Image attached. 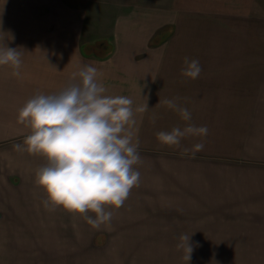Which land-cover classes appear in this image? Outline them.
Wrapping results in <instances>:
<instances>
[{
	"label": "crops",
	"instance_id": "1",
	"mask_svg": "<svg viewBox=\"0 0 264 264\" xmlns=\"http://www.w3.org/2000/svg\"><path fill=\"white\" fill-rule=\"evenodd\" d=\"M232 1L240 6L237 16L264 25V0ZM69 2L77 5L78 0ZM211 2L222 7L228 1L177 0L176 10L188 19L195 11L193 16L204 21ZM166 7L167 19L175 9ZM69 10L65 0H0V47L23 48L19 75L13 66H0V219L5 220L0 225L10 235L13 226L68 232L38 240L98 242L164 241L156 236L170 234L167 227L171 226L182 233L191 224L229 227L260 233L264 258V56H216L215 48L206 42L167 41L173 25H165L149 41L135 40L140 31H127L124 23L119 24L122 40L79 41L76 11ZM165 31L167 37L154 41ZM186 57L199 60L196 78L181 71ZM84 64L102 70L109 94L132 99L141 156L134 165L141 173L139 184L113 211L111 221L99 228L63 207L45 206L47 194L35 183V172L46 158L15 147L29 132L17 120L19 109L37 93H58ZM166 99L187 107L191 120H183L164 103ZM188 123L206 125L208 132L186 135L179 146L158 140L159 130ZM197 143H203V148L195 149ZM191 218L198 221L191 223ZM84 225L91 227L87 233L76 229ZM134 227L146 228L149 233L139 230L140 234L150 236L121 237ZM20 232L28 236L23 240L34 239L30 230ZM174 235L169 239L181 242V235Z\"/></svg>",
	"mask_w": 264,
	"mask_h": 264
},
{
	"label": "clouds",
	"instance_id": "2",
	"mask_svg": "<svg viewBox=\"0 0 264 264\" xmlns=\"http://www.w3.org/2000/svg\"><path fill=\"white\" fill-rule=\"evenodd\" d=\"M21 49L8 44L0 47V66H13L19 75ZM181 71L196 78L201 71L199 60L186 57ZM101 77V69L84 64L71 73V82L58 93L30 97L17 116L29 132L22 144L15 145L46 158L35 172V183L47 194L44 205L80 214L96 228L111 221L113 211L124 204L141 175L134 167L141 156L133 101L128 96L109 94ZM164 103L178 111L183 120H191L187 107L174 99ZM207 132L206 125L188 123L183 128L159 130L156 135L162 144L179 146L186 135ZM203 146L197 143L193 147ZM190 237L183 234L178 244L188 262L193 252Z\"/></svg>",
	"mask_w": 264,
	"mask_h": 264
},
{
	"label": "rangeland",
	"instance_id": "3",
	"mask_svg": "<svg viewBox=\"0 0 264 264\" xmlns=\"http://www.w3.org/2000/svg\"><path fill=\"white\" fill-rule=\"evenodd\" d=\"M227 1L222 7L219 3H209L208 16L201 21L193 16L195 11L190 12V19L181 17L176 10L177 0H78L77 5L65 0L67 8H71L69 11L74 14L76 11L79 41L110 43L122 40L120 23H124L127 31H140L135 40L149 41L156 31L165 25H173L167 41L206 42L215 48L216 56L218 53L221 56H264V25L260 26L258 19L237 16L238 2ZM168 5H173L175 11L166 19ZM125 35L128 37V33ZM166 35L167 31L157 35L154 41ZM4 221L0 219V223ZM196 221L190 219L191 223ZM84 226L76 229L87 233L91 227ZM12 228L15 231L10 235L6 226L0 225V264H264L260 233L237 232L236 228L229 227L191 224L189 231L182 233L177 232L179 227L171 226L167 227L170 234L162 232L156 236L167 240L155 242L131 239L109 242L38 240L64 237L68 232L61 229L55 233V227L48 226ZM20 229L30 230L29 237L34 239L23 240L28 236ZM133 229L129 235L121 237L150 236L140 234L139 230L146 228ZM175 233L191 235L190 239H202L190 241L193 244L190 262L185 259L183 249L178 247L180 242L169 239L175 237ZM212 239L218 241H207Z\"/></svg>",
	"mask_w": 264,
	"mask_h": 264
}]
</instances>
